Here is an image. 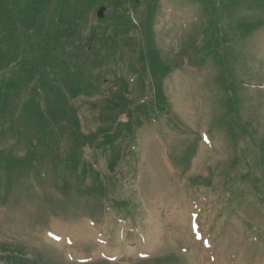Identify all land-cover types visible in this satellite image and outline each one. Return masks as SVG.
Returning a JSON list of instances; mask_svg holds the SVG:
<instances>
[{
    "label": "rangeland",
    "instance_id": "rangeland-1",
    "mask_svg": "<svg viewBox=\"0 0 264 264\" xmlns=\"http://www.w3.org/2000/svg\"><path fill=\"white\" fill-rule=\"evenodd\" d=\"M0 264H264V0H0Z\"/></svg>",
    "mask_w": 264,
    "mask_h": 264
},
{
    "label": "water",
    "instance_id": "water-1",
    "mask_svg": "<svg viewBox=\"0 0 264 264\" xmlns=\"http://www.w3.org/2000/svg\"><path fill=\"white\" fill-rule=\"evenodd\" d=\"M103 14H104V10H102V11L100 12V16L102 17Z\"/></svg>",
    "mask_w": 264,
    "mask_h": 264
}]
</instances>
